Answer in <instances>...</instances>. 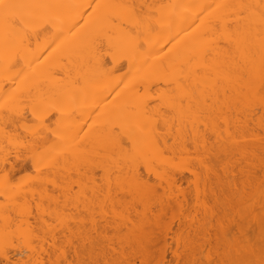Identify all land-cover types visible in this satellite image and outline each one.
Listing matches in <instances>:
<instances>
[{
    "label": "bare ground",
    "instance_id": "bare-ground-1",
    "mask_svg": "<svg viewBox=\"0 0 264 264\" xmlns=\"http://www.w3.org/2000/svg\"><path fill=\"white\" fill-rule=\"evenodd\" d=\"M239 116L244 118L243 126H241V122L237 121L238 118H241ZM238 123L241 127L238 126ZM208 129L209 135L211 133L215 140L212 146L210 145L212 142H208L206 140L208 138H205ZM239 142L244 143L245 151L243 153L247 152L248 154L246 155L248 158L245 159H248L251 166L253 165L255 168L258 162L257 166L260 170L262 169V173H259L262 175L259 178L249 174L252 177L245 181L251 185L249 186L250 192L248 190L249 198L248 200L245 198L251 211L249 214H253V217L250 215L252 218L250 222L252 220L256 222L249 224L250 227L247 225V228L251 229L253 233L256 232V235L254 233L255 240H253V236L252 241H249V237L251 238L250 235H252L251 230H249L250 232L248 229L245 230L247 233L245 232L244 238L247 237L248 242L243 239L248 246L244 247L242 242L241 252L239 242L242 238L238 237L239 246L237 243H232L239 247L238 250L234 249V252L238 251L237 255L232 253L231 248V250H227L223 244L226 251H231V254L228 252L230 257L227 256L229 254H225L227 259H232V261L225 262H229L228 264H264V0H0V261L4 259L7 263L15 262L8 252L10 246L16 251L18 247L19 249L23 248L27 253L29 250L31 258L32 255L34 257L37 255L35 260L32 259L35 261L34 264L47 263L48 258L44 260L43 256L55 255V252L60 249L58 242H55L57 240L48 238L51 241H47L46 239L47 233H51L49 223L54 221V217H58L59 214L62 215L61 219L64 217L67 222L68 220L74 221L73 219L78 222V218L80 215L82 216L81 209H84V212L87 209L88 214L92 212L90 214L92 216L94 212L97 214L98 211L100 216L107 218H112L109 216L108 210L110 215L113 214V210L116 215H113L114 218L111 222L116 216L118 221H115L119 224L114 228L117 230V228H121L119 219L123 218L119 217L124 215L126 209L125 212L122 211V215L119 207L117 211L120 213L117 214L116 208L114 210L113 200L117 203H115V207L122 202L133 205L134 201L138 204L137 207H139V203L142 207L149 206L148 202L156 201V196L161 193L166 195L169 193L164 190L170 189L169 191L172 192V186H178L176 185L178 184L177 178L180 179L182 174L184 175L182 170L185 168V166L180 167V164L186 158L188 159L191 149L192 151L197 149L199 152L201 149L202 152L204 148L208 149L211 157H214L212 159H216L220 162H218L219 164H222L223 161H226V158L223 157H231L232 152L234 154L236 151V154L240 148L243 150L242 144ZM197 151L195 152L197 153ZM196 153L194 154L198 156ZM240 153L242 155V152ZM233 154L232 159L236 156ZM192 156L194 155L192 154ZM197 156L194 157L196 158L194 160L199 164L201 161L197 160ZM199 156L201 157V155ZM211 157L209 156L207 161H205L207 156L204 158L205 165L211 162ZM189 159L192 161L193 158ZM198 159L201 160V158ZM186 162L181 165H189L190 162ZM230 162L233 163L232 160ZM219 164L216 165L217 169L224 165L219 166ZM195 165L192 166L195 167ZM25 166L26 168L30 166L34 175H28L30 172L28 169L29 172H23L25 173L23 178L17 176L15 182L13 177L16 175L14 174L20 169L26 171ZM204 167L203 164L202 169L207 168ZM223 167L221 170L225 169ZM199 168L197 167L196 170ZM175 170H179V173H176ZM255 171L257 172L259 169ZM219 172L221 171L219 170ZM190 173L198 176L192 170ZM257 173L254 174L257 175ZM219 174L213 175L216 177V183L217 181L219 183L217 185L220 187V191L228 190L232 183L229 184L227 173L226 175ZM193 175L192 177L195 178ZM152 176L155 181H151ZM181 178L180 182L183 183L186 177ZM205 178H203L204 182L208 180ZM186 179L187 183L191 180V178ZM203 180L201 179L202 182ZM150 181L157 185H153ZM73 183L85 187L76 189L78 196L75 194ZM198 184L197 180V186ZM164 185H166V189L162 187ZM158 186L159 193L164 191L159 195ZM181 188L177 187L178 190ZM55 191L56 195H54ZM65 191L66 193H63ZM179 192L181 191L179 190ZM229 193L232 194V192ZM121 194L130 196V198H125ZM67 195L74 199L68 198ZM115 195H120V199ZM167 196L162 195L163 199L165 198V202L162 200V203L165 205L169 204L167 202L172 201L173 197L171 195L170 199H166ZM239 196L236 197L240 198ZM65 197L67 198L65 199ZM154 197L155 199H153ZM178 198L180 199V197ZM60 200L63 201L62 204ZM68 200L71 205L72 202L75 204L80 202L81 208L78 207L80 211L77 210L78 217L76 210L72 212V209L67 208ZM107 200L113 207L111 209L107 206L106 213ZM131 200H134L133 204H131ZM160 200L159 198L157 201ZM219 200L217 199L218 203L216 201L215 204H219L223 198ZM179 201L175 204L182 202ZM241 201L244 202V200ZM221 202L222 205L225 203V201ZM151 204L153 203L151 202ZM158 204L156 203V205ZM212 204L210 202V205ZM240 204L241 202L237 205L240 206ZM169 205H167V209L165 208L166 212L172 203L170 202ZM120 206H123V203ZM63 207L70 211L63 210ZM207 207L205 210L209 212ZM165 209L162 210L163 213ZM137 210L141 209L137 208ZM50 211L57 215L51 214ZM64 212L72 214L66 215ZM153 212L157 213L158 211ZM166 212L165 214L168 213ZM47 213L52 215L49 223L46 218ZM85 213V218L84 216L82 218L89 222ZM229 213L233 212H227L228 215ZM35 215L36 217H34ZM140 215H143L141 223L139 222L144 224L141 225L143 227H146L149 220L153 221V216H155L147 215L149 219L146 216L145 221L148 222L145 223L142 219L146 214ZM223 215L224 218H222ZM223 215L221 218L224 220L227 218H225L226 213ZM95 216V220H93L98 222ZM100 216L99 218H101ZM31 218L38 219L41 224L34 226V228L37 227L36 231L31 227ZM107 218L104 219L108 225L109 218ZM124 218L122 221L126 220L127 224L121 222L123 226L130 223L127 216ZM207 219L204 221L206 222ZM227 219L226 221L229 222ZM159 221L161 222V219H158L157 224L160 223ZM244 221L246 222L245 219ZM55 222L52 224L54 227L58 225ZM245 222L244 224L238 222L237 225L242 224L241 229L244 230ZM35 223L37 222L33 224ZM109 224L111 225V223ZM135 224L129 225L135 226L133 232H140L143 227ZM152 225H150V229ZM254 225H256V230ZM136 226L140 231L136 229ZM57 227L61 230L63 224L60 223ZM57 227L54 228V231ZM128 227L126 231H131L132 227H129L130 230ZM76 228L80 230L79 225ZM76 228V232L71 228L70 231L65 230L66 228L63 231L71 232L70 235L79 233L74 238L77 237L80 242L81 231L77 232ZM112 228L110 227L108 231H111ZM99 229L97 235L93 234L95 237L99 236V239L94 238L96 243L98 240L101 242L95 244L92 243L94 240L90 241L93 246L95 244L97 247L100 243L99 249H101L106 244L105 240L108 243L110 241L107 235H100L104 226L102 230ZM167 229L168 226L165 230ZM215 229L214 234L218 233L220 228L216 229L217 232ZM108 231L105 230L104 233ZM112 231L111 233H113ZM236 232L238 235L240 234L238 230ZM39 233H41V237L38 235ZM64 233L68 241L70 238L67 239L69 236L66 232ZM234 233L231 235L232 239L233 235L236 236ZM220 235L219 241L223 240L221 241L223 243L226 239L229 242L228 238L223 237L222 232ZM220 235L217 236L220 237ZM100 236H102V240L106 237L103 240L104 245ZM141 236L134 237L141 238ZM114 238L119 239L120 236ZM164 239L166 248L168 240ZM43 241L47 243L46 246ZM111 241L114 242V240ZM131 241L136 243L137 239ZM144 241H146L145 238ZM233 241L237 242L236 239ZM146 242L148 244L149 240ZM151 242L153 243V241H150V245ZM228 242L224 243L228 246ZM55 243H57L56 246ZM71 243L73 242L69 244L71 245ZM193 243L197 244L192 242L193 246ZM48 246L55 248L53 250ZM96 246L92 247L93 249L88 246L91 251L93 250L90 253L93 254V257L88 254L85 256L87 252L82 249L85 246L81 248L85 253L80 249L75 255L80 253L78 255L80 257L81 254H85V257L89 256L87 258L89 262L92 260V264L99 263L95 262V259L101 262L104 257L103 255L100 258L101 253L105 252L103 250L108 246L102 248V252ZM95 247L98 250L94 251ZM49 248L51 250H48ZM65 248L64 246L63 249ZM111 248L114 247L110 246L109 249L112 250ZM19 249L18 251H23V249ZM55 249L57 250L55 251ZM113 250L110 254L117 251ZM74 251L76 252V250ZM67 252H64L65 255H68ZM98 252H101L100 255H97ZM58 253L62 254L59 261L63 262L64 259L61 261L65 257L63 251L58 250ZM21 254L23 253L21 252ZM110 254V260L114 261L116 258V261L119 262L121 259L114 257L117 254L113 256L114 258ZM84 256L81 255V258H85ZM98 256L100 260H98ZM162 256V261H164V254ZM37 257L45 262L42 263V260L39 261ZM70 257L69 259H71ZM90 257L93 259H89ZM135 257L133 258L135 259ZM221 259L223 260V258ZM220 260L219 262H221ZM70 261L68 263L67 260L66 264H72ZM76 261L79 262L78 259ZM76 261H72L73 264H77ZM106 261L103 263L113 262L106 263ZM147 261L150 262L151 259H147ZM122 262L123 260L120 261V263ZM146 262L145 264H150ZM208 263L212 264V262Z\"/></svg>",
    "mask_w": 264,
    "mask_h": 264
},
{
    "label": "rangeland",
    "instance_id": "rangeland-1",
    "mask_svg": "<svg viewBox=\"0 0 264 264\" xmlns=\"http://www.w3.org/2000/svg\"><path fill=\"white\" fill-rule=\"evenodd\" d=\"M239 117H241L240 119L238 118L237 119V121L238 122H241V126H243L242 125V123H244V118L242 117V116H239ZM241 119H242V121H241ZM237 124V123H236ZM239 125L238 126H240V123H238ZM240 126V127H241ZM205 127V126H204ZM202 129V128H201ZM205 129H207V128H205ZM203 131V130H202ZM204 131H207V130H204ZM205 134V133H204ZM209 135V129H208V133L206 134V137L205 138H208V139H206V140H208V142H212L210 145L212 146V144L215 142V140H214V138H212L213 137V135L210 133V135H209V137H210V139H209V137H207ZM205 136V135H204ZM241 136V135H240ZM242 139H243V136L241 137ZM242 139H241V141H242ZM210 140V141H209ZM244 140H245V138H244ZM243 140V141H244ZM214 141V142H213ZM240 141V142H241ZM196 142V141H195ZM194 142V143H195ZM239 142V144H242V143H240ZM243 145H244V143L242 144V148H243ZM245 147V146H244ZM240 148V147H239ZM208 151V149H205L204 148V151ZM210 151H211V149H209ZM241 150V151H240ZM195 151H197V149L195 150H193L192 151V149H191V151H190V154L188 155L189 157H188V159L186 158V160L185 161H187L186 163H188V162H190L191 160L189 159V158H193L192 159V161L189 163V165H186V164H184V165H181V164H183L185 161H183L181 164H180V167H184L185 166V168H183V170L180 168V170H182V173H184V175L182 174V176L181 177H183V179H184V177H186V178H188V179H190L191 178V180L190 181H188V183H187V181L185 182V180H187L186 178L184 179V181H183V183H181L180 181L182 180V178L180 177V175H178V174H175V175H178L179 177H180V179L179 178H177L178 179V184H176V185H178V186H176V187H174V186H172L173 188H175V189H173L172 188V192H170L169 190H167L165 187H166V185H164V186H162L163 188H165L166 190H164V191H166V193H168L167 195L166 194H162L161 192H164V191H161L160 193H159V186L157 187L158 189V195L159 196H156V201L155 200H152L151 202L153 203V204H151V202H148L149 203V206H146V207H142V205L139 203V207H137L138 206V204L134 201V200H131L132 201V203L131 204H133V201H134V204H135V206H134V204L133 205H127V203L125 202H122L123 203V206H120L122 203H121V201H120V205L118 206L117 205V207H115L116 205H115V203H116V201L114 202V200H113V203H114V210H115V208H116V210L115 211H117V210H119V207H120V211H121V214L123 215V212H125V209H126V212H128L127 214H129V215H127L126 214V212L124 213V215L123 216H120L119 218H121V217H123L122 219H125L124 218V216H127V220H130V223L128 222V225H125V226H123V224H127L125 221H122V219H119V222H120V227L121 228H117V226H116V228H117V230L114 228V226L115 225H117V224H119V223H116V221H118V219L116 218V216H115V219H113V223L111 222V220H112V218H114V214L116 215V213L115 212H113V210H112V215H110V211L107 209V206H108V208H111V207H113V206H111L109 203H108V200H107V203L105 204V206H106V210H105V212L107 213V210H108V213H109V216H112V218H109V220H107L108 221V225H107V222H106V220L104 219V218H107V217H103V216H100L99 214H98V211H97V214H96V212H94V214H93V216L92 215H90V214H88L87 212H86V210H85V212H84V209H81V214H82V216H84V213H85V215H86V217H87V219H89V220H87V221H89V222H86V221H84L83 220V218H82V216L80 215V217L78 218L79 219V221L78 222H76L77 220H75V219H73L74 221H70V220H68V222L64 219V217L61 219V217H62V215L60 216V214H59V216L58 217H54L55 219H54V221H56L55 223H58V225L61 223V224H63V227L61 228V230L55 225V227H54V225H52L53 224V222L54 221H51L50 222V219H51V216L52 215H50V214H48L47 213V220H48V223H49V225L48 226H50V228H51V233H47V235H46V239H47V241H51L50 239L52 238V240H57V241H55V242H58V247L60 248V249H58V250H60V251H63V253L65 252V251H68L67 253H68V255H65V253H64V255H65V257H61L62 258V260L61 261H63V259H64V261L63 262H60L59 260H60V256L62 255V254H59L58 253V250L57 249H55V255H52V256H49V257H46V255L45 256H43V258H44V260L46 259L47 260V258H48V260L50 261H47V263L44 261V260H42V259H40V258H38L37 257V259L40 261V260H42V263L43 262H45L44 264H59V263H61V264H64V262H65V264L67 263V260H68V263H69V261H70V263H72L73 264V262L74 261H76L77 259L79 260V262L78 261H76V263L77 264H86L87 262V264H92V260H90V262L87 260V258L89 257H85V256H87V254L88 255H91L90 253H92L93 252V250L91 251V249L90 248H88V246L89 247H93L94 248V246H96L95 244H98V242H101V241H99L98 240V242L96 243V241H95V239L96 238H98V237H95L94 236V234L95 235H97L98 234V232L100 231V229L99 228H101V230H102V228H103V226H104V229L106 230V231H108V230H110L109 228L111 227L112 228V226H113V228H114V230H113V228H112V232L114 233H111V231H108V232H106V233H104V229L100 232L101 234L100 235H107V238L109 237V243L105 240V238L106 237H104L103 238V240H105V242H106V244H105V242L101 239V237L102 236H100V239L103 241L102 242V244L104 243L105 244V246H103L102 248L104 249V247H106V245L108 246L109 244H111V245H109L108 246V248H106V249H108L109 250V253H108V250H103V251H105V252H103V253H101L102 251H101V249H99V246L101 245L100 243H99V246L97 247L101 252V255L102 256H100V258L101 257H103V255H104V259L102 258V263L100 262V261H96V259H95V262H99L100 264H105V263H103L104 261H106V260H108L109 262H111V261H113V260H110L109 259V254H110V252L113 250V249H116L115 251L117 252H114L113 254L111 253L110 255H112L111 257L112 258H114V257H117V259L118 258H121V259H119V262L118 261H116V258H114L115 260L113 261V262H111V263H108V261H106V263H108V264H113V263H116V262H118L117 264H128V262H130L129 264H142V263H144L145 264V262L147 261V259L149 260V259H151V261L149 262V261H147L146 263H150V264H210V263H208V262H212V264H217V263H220V264H228L229 262H225V261H232V259L230 260L229 258L227 259V256L228 257H230V252L231 251H226L225 250V248L223 247V244L227 247V250H231L232 249V253L235 255V253H236V255H237V252L238 251H235L234 252V249L235 250H238L237 248H239V247H237V245L239 244L240 246H241V248H239L240 249V252H241V249H242V242H243V246L244 247H246L245 245H247L248 246V244H247V237L246 238H244L246 235H245V232L247 231V229H248V232H250L249 230H251V229H249V228H247L248 226L247 225H249V224H254V223H256V222H254L253 220L250 222V219H252V218H250V215H252V217H253V214L251 213V214H249L251 211L249 210V208H248V204H246V202H247V200H248V195L250 194L249 192H250V190L251 189H249V186H251V185H249V183H247V182H245V181H247V180H249V179H247V178H250V177H252L251 175H249V174H252L253 175V177L254 176H256V177H260L261 175L259 174V173H262V169L260 170V168L257 166L258 165V162H257V165H256V168L252 165L251 166V162L248 160V159H245V158H248L246 155H248L247 154V152H244V153H246V154H244L243 153V151H245V149L243 148V150L240 148L239 150H237V153L235 154V152L236 151H234V154H233V152H232V154H233V156L234 155H236L235 157H233V159L231 158L232 157V154H231V157L230 156H226V157H223V158H226V161H223L224 163H222V164H224V165H222V164H219L220 162L219 161H217L216 159L215 160H213L212 158H214V157H211V155L209 154L210 152L208 151V152H206V153H203L202 152V149L200 150L201 152H199V150L197 151V153L195 152ZM212 151H214V150H212ZM239 151V152H238ZM192 152V153H191ZM196 153V154H198V156L197 155H195L194 153ZM240 152H242V155H241V153ZM213 154H214V152H212ZM192 154L194 155V156H192ZM202 154L205 156H203L204 158H206V156H207V159H205V161H207L208 160V157L210 156L211 157V162L210 163H208L207 165H205V161H204V158L202 157ZM207 154H209V155H207ZM199 155H201V157L199 156ZM238 155V156H237ZM241 155V156H240ZM197 156V160H199V162L201 163V165L199 166V164H198V162L196 161V160H194V159H196V158H194V157H196ZM214 156V155H213ZM185 157V156H184ZM186 157H187V155H186ZM221 157V156H220ZM227 157H230V158H228L227 159ZM237 157H239V158H237ZM198 158H201V160L200 159H198ZM222 158V159H223ZM243 159H245V160H243ZM183 160H184V158H183ZM189 160V161H188ZM209 160V161H210ZM232 160V162L233 163H231L230 161ZM234 160V161H233ZM196 161V162H195ZM204 161V162H203ZM208 161V162H209ZM221 161V160H220ZM193 162V163H192ZM203 162V163H202ZM219 162V163H218ZM225 162H226V164H225ZM229 164H228V163ZM235 162H236V164H235ZM244 163V164H243ZM28 164V163H27ZM196 164V165H195ZM198 164V165H197ZM204 164V166L205 167H209V166H212V167H209L207 170L206 169H202V165ZM219 164V166L220 165H222V167L223 168H225V166H227L228 167V169H227V167L225 168V169H222L221 170V168L222 167H220L219 169H217L218 167L216 166V165H218ZM249 164V165H248ZM254 164H256V162H254ZM191 165V166H190ZM192 165H195V167L194 166H192ZM229 165H231V166H229ZM26 166H28V165H26ZM26 166H25V168L24 169H27L26 171H24L23 169H20V170H18V171H16V174H14V175H16L15 177H13L14 178V181L16 182L17 180H15L16 178H17V176H18V178L21 176H23L25 173H23V172H29V170L28 169H30V172H29V174L28 175H34V171L32 172V168L29 166V167H27L26 168ZM187 166V167H186ZM192 167V168H191ZM193 167H194V169H193ZM197 167H200L198 170H196V168ZM204 167V168H205ZM236 167V168H235ZM252 168V169H248V168ZM254 167V168H253ZM257 167H258V169H259V171H255V170H258L257 169ZM260 167L262 168V166L260 165ZM186 168H188V169H186ZM191 168V169H190ZM234 168V169H233ZM238 168V169H237ZM178 169V168H177ZM188 171H186V170ZM201 169V170H200ZM229 169H230V171H229ZM237 169V170H236ZM191 170L192 171H194V172H196L197 173V177L195 176V175H193L192 173H190L191 172ZM200 170V171H199ZM219 170L221 171V172H219ZM242 170V171H241ZM251 170V171H250ZM20 171V172H19ZM179 170H175V172L177 173ZM198 171V172H197ZM222 171H223V173H222ZM254 172V173H257V175L256 174H254V173H250V172ZM261 171V172H260ZM27 172V173H28ZM205 172H207V173H205ZM214 172V173H213ZM225 172V173H224ZM245 172V174H243ZM179 173V172H178ZM190 173V174H189ZM205 173V174H204ZM220 173V174H219ZM226 173H227V178H228V182H229V184H231L230 185V188L228 189V190H223L222 192L220 191L221 189H220V187H218V185L217 184H219L218 183V181H217V183H216V177H214L216 174H219V175H226ZM230 174V176H229V174ZM247 173V174H246ZM180 174H181V171H180ZM195 177V178H193L192 177V175ZM210 174H215V175H213V177H212V175H210ZM233 174V175H232ZM259 174V175H258ZM191 175V176H190ZM203 175V176H202ZM244 175V177L242 178V176ZM208 176V177H207ZM249 176V177H248ZM28 177V176H27ZM177 177V176H176ZM208 179H206V178ZM225 177V176H224ZM229 177H230V179H229ZM23 178V177H22ZM24 178H25V176H24ZM152 178V180L151 181H155V179H153L154 177L152 176L151 177ZM193 178V179H192ZM203 178H205V180H207V181H205L204 182V180H203ZM213 178V179H212ZM215 178V179H214ZM26 179V178H25ZM199 179H200V181H199ZM201 179L203 180V182L201 181ZM245 179V180H244ZM247 179V180H246ZM197 180H198V182H199V184H198V186H197ZM215 181L214 183L213 182H211V181ZM19 181V180H18ZM150 181V182H151ZM191 182V183H190ZM195 182H196V184H195ZM201 182H202V185H200L201 184ZM208 182H209V184H208ZM235 182V183H234ZM249 182V181H248ZM153 185H157V183L156 184H154L153 182H151ZM195 184V185H194ZM213 184V185H212ZM181 185V186H180ZM73 187H74V190L76 191L75 192V194L76 193H78V190H76V189H84L85 187H83L82 185H76V184H74L73 183V185H72ZM71 186V187H72ZM198 187V189H197V187ZM211 186V187H210ZM220 186V185H219ZM65 187V186H64ZM63 187V188H64ZM72 187V188H73ZM161 187V186H160ZM177 187L178 188H183V190H182V188L181 189H179L181 192H179V190L177 189ZM206 187V188H205ZM217 187V188H216ZM233 187V188H232ZM193 188L195 189L194 191H193ZM204 189V190H203ZM213 189V190H212ZM219 189V190H218ZM230 189H231V191H230ZM247 189V190H246ZM63 190V189H62ZM69 190V189H68ZM72 190V189H71ZM162 190V189H161ZM175 192H174V191ZM217 190V191H216ZM248 190H249V192H248ZM58 191H59V189H58ZM81 191V190H80ZM83 191V190H82ZM185 191V192H184ZM219 191V192H218ZM234 191V192H233ZM71 192H73V191H71ZM205 192V193H204ZM207 192V193H206ZM220 192H221V194H220ZM229 192H232V194L231 193H229ZM245 192H246V194H245ZM56 193V191L54 192V195H56L55 194ZM59 193H60V191H59ZM58 192H57V194H59ZM62 193V192H61ZM63 193H66V191L65 192H63ZM70 193V192H69ZM69 193H67V194H69ZM171 193H173V194H171ZM182 193H184L183 195H182ZM229 193V194H228ZM249 193V194H248ZM74 194V193H73ZM73 194H72V196H73ZM82 194V193H81ZM180 194H181V196H180ZM217 194V195H216ZM219 194V195H218ZM239 194H240V196H239ZM63 195V194H62ZM70 195H71V193H70ZM162 195L164 196H167V198L166 199H170V197H172V201H168L167 203H169L170 204V202L172 203V205H171V207H170V209L172 208V206H173V208L170 210V212H166V209L168 208V206L167 205H169V204H167V205H165L164 203H162V200H163V202H165V198L163 199V197H162ZM172 195V196H171ZM210 195H211V197H210ZM221 195V196H220ZM225 197H224V196ZM229 195V196H228ZM231 195H234V196H231ZM68 196V198H70V199H74V198H72L71 196L69 197V195H67ZM76 196H78V194H76ZM115 196H118V195H115ZM114 196V198L115 199H117V198H119V196L116 198ZM121 196H123V194H121ZM176 196V197H175ZM220 197V200L223 198V200H221V201H225V203L222 205V204H220V200H219V197ZM223 196V197H222ZM231 196V197H230ZM236 196H239L240 198H237ZM243 196H244V198H243ZM55 198H56V196H54ZM59 197H60V195H59ZM123 197H129L130 198V196H123ZM178 197H180V199L178 198ZM229 199H228V198ZM236 197V198H235ZM61 198V197H60ZM67 197H65V199H66ZM122 198V197H121ZM124 198V199H125ZM161 199L160 201H161V203H160V201H157L158 199ZM174 198V199H173ZM212 198V199H211ZM247 200H246V199ZM63 199V198H62ZM112 199V198H111ZM109 200V202L110 201H112V200ZM120 199V198H119ZM118 199V200H119ZM123 199V200H124ZM153 199H155V197L153 198ZM180 201H184L183 202V205H181L182 204V202L181 203H179V204H175V202H177L178 203V201L179 200ZM185 199H186V201H185ZM201 201H200V200ZM204 199V200H203ZM208 199H210V200H208ZM217 199L220 201L219 202V204H217L218 203V201H217ZM230 199H232V200H230ZM234 199V200H233ZM239 199H240V201H239ZM64 200V199H63ZM122 200V201H123ZM128 200V199H127ZM175 200V201H174ZM192 200V201H191ZM208 200V201H207ZM241 200H244V202L243 201H241ZM61 201V202H60ZM59 202L62 204V200H60ZM67 201V200H66ZM129 201V200H128ZM179 201V202H180ZM203 201H205V202H203ZM206 201H207V203H206ZM217 201V203L215 204V202ZM57 202V201H56ZM55 202V203H56ZM64 202H65V200H64ZM198 202V203H197ZM210 202H211V204L212 205H210ZM229 202V203H228ZM241 202V204H240V206L239 205H237L238 203H240ZM58 203V202H57ZM71 202H69V200H68V207L67 208H70V209H72L73 211L72 212H74L75 210V212H76V214H74V215H76L77 217H78V212L80 211L79 210V208L78 207H80L79 205H81L80 204V202H79V204H75V202H72V205L70 204ZM82 203V202H81ZM111 203V202H110ZM155 203V204H154ZM156 203L158 204V205H160V206H158V205H156ZM201 203V204H200ZM221 203H223V202H221ZM237 203V204H236ZM248 203H249V201H248ZM59 204V203H58ZM60 204V205H61ZM82 204H85V203H82ZM117 204V203H116ZM124 204H126V205H124ZM205 204V205H204ZM70 205L72 206V208L70 207ZM141 205V206H140ZM150 205H154L153 207L152 206H150ZM163 206V208H162V206ZM178 205V206H177ZM202 205V206H201ZM207 205H208V207H207ZM214 205H216V206H214ZM218 205H220V206H218ZM246 205V206H245ZM50 207H51V205H49ZM52 206H53V204H52ZM63 206V205H62ZM61 206V207H62ZM132 206V207H131ZM158 206V207H157ZM164 206H167V207H164ZM170 206V205H169ZM180 206H182V208H180ZM207 207L206 209L208 210L209 209V212H207L206 210H205V207ZM210 206V207H209ZM215 207V210H214V207ZM231 206H233V207H231ZM234 206H236V207H234ZM237 206H239V207H237ZM56 207H58V205H56ZM60 207V208H61ZM85 207V206H84ZM122 207V208H121ZM126 207V208H125ZM148 207V208H147ZM150 207V208H149ZM159 207H161V208H159ZM213 209H212V208ZM220 207V208H219ZM229 209H228V208ZM49 208V207H48ZM52 208V207H51ZM54 208V207H53ZM59 208V209H60ZM67 208H64L63 207V210L64 209H66V210H69L70 211V209H67ZM81 208V207H80ZM83 208V207H82ZM123 208H124V210H123ZM131 208V209H130ZM137 208L138 209H141V210H137ZM144 208V209H143ZM156 208V209H155ZM159 208V209H158ZM166 208V209H165ZM203 208V209H202ZM223 208V209H222ZM227 208V211L225 210ZM239 208H241V209H239ZM244 208V209H243ZM246 208V209H245ZM55 209V208H54ZM57 209V208H56ZM97 209V208H96ZM95 209V210H96ZM99 209V208H98ZM112 209V208H111ZM122 209V210H121ZM146 209H147V211H146ZM155 209V210H154ZM163 209H165V211H164V213L162 212V210ZM179 209H180V212H179ZM219 209V210H218ZM247 209H248V211H247ZM51 210V209H50ZM65 210V211H66ZM77 210H78V212H77ZM212 210H213V212L216 214V216H215V214L212 212ZM230 210H233V211H230ZM242 210H244V211H242ZM34 211H35V209H34ZM104 211V210H103ZM120 211H117V214L118 213H120ZM123 211V212H122ZM135 211V212H134ZM137 211V212H136ZM148 211H150V212H148ZM153 211H158L157 213L156 212H153ZM173 211V212H172ZM204 211H206V212H204ZM47 212H48V209H47ZM51 212V211H50ZM67 212V211H66ZM99 212H101V211H99ZM145 212V213H144ZM149 213V214H147V213ZM152 212V213H151ZM159 212H160V214H159ZM165 212L167 213V214H165ZM206 213V214H204V213ZM217 212V213H216ZM227 212H233V213H229V215L227 214ZM235 212V213H234ZM239 212H241V213H239ZM243 212V213H242ZM246 214H245V213ZM60 213H63V212H60ZM65 213V212H64ZM70 213V212H69ZM68 213V214H69ZM101 213H103V212H101ZM151 213V214H150ZM226 213V215H225V218L227 219V220H229V222L228 221H226V219H222V218H224V215L223 214H225ZM236 213H238V214H236ZM34 214H36V213H34ZM51 214H53V215H57V213H53V212H51ZM66 214V213H65ZM68 214H66V215H68ZM70 214H72V213H70ZM95 214H96V216H95ZM140 214H146L145 216H144V219H142L145 223H146V221H145V217L147 216V215H151V217L153 216V215H155V216H153V218H154V220L152 221V220H149V223L148 224H150V225H152V227H151V229L149 228L150 227V225L148 226V224H146V227H143V226H141V225H144L143 223L142 224H140L141 223V218H143V217H141V216H143V215H140ZM174 214V215H173ZM208 214H210V215H208ZM211 214H212V216H211ZM223 216H222V215ZM241 216H240V215ZM249 214V215H248ZM36 215H38V214H36ZM36 215L34 216V217H36ZM66 215H64V216H66ZM134 217H133V216ZM138 215V216H137ZM159 215V216H158ZM162 217H161V216ZM173 215V216H172ZM231 215H234V216H231ZM237 215H239L238 217H237ZM243 215V216H242ZM73 216V215H72ZM72 216H70L71 218H72ZM89 216V217H88ZM94 216L96 217V220L98 221V222H95L94 220ZM99 216L101 217V218H99ZM106 216V215H105ZM107 216H108V214H107ZM118 216V215H117ZM209 216H211V217H213V218H211V217H209ZM215 216V217H214ZM221 216H222V218H221ZM231 216V217H230ZM246 216V217H245ZM248 216H249V218H248ZM42 217H44V216H42ZM69 217V218H70ZM140 217V218H139ZM151 217H150V219H151ZM155 217H159L158 219L160 220L161 219V222L159 223V224H157L158 223V219L157 218H155ZM209 217V218H208ZM220 219H219V218ZM230 217V218H229ZM243 217H245L244 219L246 220V222L248 223H246L245 221H244V219L243 220H241ZM45 218V219H46ZM68 218V217H67ZM73 218H76V217H73ZM84 218H85V216H84ZM107 218V219H108ZM131 218H133V219H131ZM139 218V219H138ZM147 218L149 219V216H147ZM209 220H208V219ZM36 219V218H35ZM32 219L31 218V220H30V222H31V227L33 228V230L34 231H36V229H37V227H35L34 228V226H37V224H39V226L41 225L40 224V222H39V220L38 219ZM53 219V218H52ZM77 219V218H76ZM94 219V220H93ZM207 219V221L205 222L204 220H206ZM218 219H219V221L221 220V222H222V225H223V229H222V225H221V222H219L218 221ZM231 219V220H230ZM239 219H240V221H239ZM248 219V220H247ZM38 220V221H37ZM47 220H45L46 222H47ZM100 220V221H99ZM116 220V221H115ZM134 220V221H133ZM214 220V221H213ZM223 220V221H222ZM41 221V220H40ZM70 221V222H69ZM104 223L103 225H102V222ZM142 221V222H143ZM34 222H37V223H35V224H33ZM42 222H43V220H42ZM99 222H101V223H99ZM121 222H125V223H123L122 225H121ZM140 222V223H139ZM148 222V221H147ZM153 222V223H152ZM209 222H210V224H209ZM240 223V222H243V224H244V222H245V225L246 226H243V229L244 230H242L241 229V226H242V224H238L237 225V223ZM254 222V223H253ZM109 223H111V225L109 224ZM114 223H116V224H114ZM139 224L140 225V227L142 228V229H144V231H142V229H141V231H140V229L138 228V226H136V229H138V231H140V232H133V231H135V230H133V228H135V226L134 225H129V224ZM203 223V224H202ZM220 223V224H219ZM227 223V224H226ZM43 224V223H42ZM47 224V223H46ZM100 226H99V225ZM135 224V225H136ZM162 224V225H161ZM209 224V225H208ZM232 224H234V225H232ZM236 224V225H235ZM79 225V227H80V230L78 229V228H76L77 226ZM95 227V229H94V227ZM106 225V226H105ZM200 225H202V226H200ZM206 225V226H205ZM213 225V226H212ZM74 226H75V228L77 229V232L78 231H81L80 232V235H82V236H79V239L82 237V239H80V242H79V240H78V238L76 237V238H74V236L75 235H79V233H77V234H72L73 235V237L71 238V236L72 235H70V233L71 232H69V233H67L68 231H65V230H69L70 231V228L72 229V228H74ZM109 228H108V227ZM119 226V225H118ZM127 226H129L130 228L132 227V230L131 231H126V229H127ZM154 226H155V228H154ZM161 227V229H159L160 227ZM167 226H168V229L167 230H165L166 228H167ZM209 226V227H208ZM225 226H227L226 228H225ZM237 228V227H239L238 229H236L235 227ZM252 226V225H251ZM45 227V226H44ZM47 227V226H46ZM57 227V229L54 231V228H56ZM124 227H126V228H124ZM128 227V229L130 230V228ZM166 227V228H165ZM199 229H198V228ZM202 227V228H201ZM206 227H208V228H206ZM212 227V228H211ZM217 227V228H216ZM220 229H219V228ZM232 227V228H231ZM245 227V228H244ZM249 227H250V225H249ZM254 227H255V230H256V225H254ZM39 228V227H38ZM43 228V227H42ZM49 228V227H48ZM66 228V229H65ZM67 228H69V229H67ZM75 228L74 229H72V230H74V232H76L75 231ZM107 228V229H106ZM147 228V229H146ZM165 228V229H164ZM219 229L218 230V233H215L214 234V229ZM230 228V229H229ZM40 229V228H39ZM47 229V228H46ZM63 229H65L64 231H63ZM146 229V230H145ZM150 229V230H149ZM215 229V230H216ZM224 229H226V230H224ZM234 230V232H233V230ZM71 230V231H72ZM93 230H95L94 232H93ZM99 230V231H98ZM198 231V234H197V231ZM201 230H202V233H200L201 232ZM203 230H205L204 231V233H203ZM210 230V231H209ZM224 230V231H223ZM238 230L239 232H240V234L238 235L237 234V232L236 231ZM246 230V231H245ZM49 231V230H48ZM47 231V232H48ZM52 231H54V232H52ZM59 233H58V232ZM63 231V233L64 232H66V234L69 236V237H67V239L68 238H70V239H68V241L66 240V237L64 236V234L63 233H61ZM137 231V230H136ZM200 231V232H199ZM228 231V232H227ZM230 231V232H229ZM242 231V232H241ZM50 232V231H49ZM92 232V233H91ZM129 232H130V234H129ZM149 232V233H148ZM216 232H217V230H216ZM221 232H222V235H223V237H225V238H228V240H229V242L225 239V241L224 242H226V244H227V242H228V246L223 242H221V241H223V240H221V241H219L220 239H221ZM228 233V235H227V233ZM234 233V234H236V236L235 235H233V239H232V233ZM238 232V233H239ZM42 233H44V232H42ZM54 235H53V234ZM72 233H73V231H72ZM94 233V234H93ZM97 233V234H96ZM108 233H111V234H108ZM116 233V234H115ZM132 233H133V235L134 236H141V238L139 237V238H137V237H132ZM134 233H137V234H134ZM231 233V234H230ZM247 233V232H246ZM252 233V235H250ZM251 233H248L250 236H251V238L249 237V241L253 238V236H254V238H253V240H255V235H256V232H254L255 233V235H254V233H253V231L251 230ZM37 234V233H36ZM41 233H39L38 235L41 237V235H40ZM62 234H63V237H62ZM112 234H113V236H112ZM148 234H149V236H148ZM155 234V235H154ZM258 234V233H257ZM51 237H50V236ZM53 235V236H52ZM66 235V236H67ZM214 235H216V236H214ZM220 235V237H218V236ZM238 235V236H237ZM57 236V237H56ZM60 236V237H59ZM92 236H94V237H92ZM110 236H112V237H110ZM115 236H120V238L118 239H116V238H114ZM235 236V237H234ZM130 237H132V239H130ZM223 237H222V239H223ZM238 237H239V239H241V242H239V239H238ZM241 237V238H240ZM42 238H43V236H42ZM48 238H50V239H48ZM60 238H61V240H60ZM62 238H63V241H62ZM65 238V239H64ZM93 238V239H92ZM95 238V239H94ZM126 238H129V239H127L126 240ZM134 238V239H133ZM144 238H145V240L146 241H148L149 240V242H148V244H147V242L146 241H144V242H146V243H144L143 242V240H144ZM147 238H148V240H147ZM164 238H167L166 240H168L167 241V243H168V246L165 248V244H164ZM220 238V239H219ZM247 241V242H244L245 240ZM44 239V238H43ZM46 239H44L45 241H46ZM99 239V238H98ZM137 239V241H136V243H135V241H131V240H136ZM153 239V240H152ZM230 239H232V240H230ZM236 239V241L237 242H234L233 240H235ZM59 240V241H58ZM81 240L83 241L82 243H81ZM90 240H94V241H92V243H95L94 244V246H93V244L91 243V241ZM111 240H114V242H112ZM66 241H67V243H66ZM150 241H153V243L150 245ZM252 241V240H251ZM44 242V241H43ZM70 242H73V243H71V245L69 244ZM138 242V243H137ZM139 242H142V243H139ZM192 242H196L197 244L195 245L194 243V246L192 245ZM239 242V243H238ZM49 243H51V242H49ZM53 243H54V241H53ZM52 243V244H53ZM77 243V244H76ZM81 243V246L83 245V246H85L84 248H82L79 244ZM90 243V244H89ZM234 243H237V245H233ZM246 243V244H245ZM15 244H17V243H15ZM44 244H45V246L47 245V243H45L44 242ZM51 244V245H52ZM60 244H62V245H60ZM72 247H68L69 245ZM103 244V245H104ZM114 244V245H113ZM141 244V245H140ZM192 246H191V245ZM20 245H22V244H20ZM20 245H18V246H20ZM54 245V244H53ZM57 245V243H55V246ZM68 245V246H67ZM77 245H78V247H77ZM88 245V246H87ZM92 245V246H91ZM146 245H149V246H146ZM238 245V246H239ZM13 246V245H12ZM17 246V247H18ZM44 246V248L46 249V247ZM64 246L67 248H65V249H63L64 248ZM80 246V247H79ZM87 246V247H86ZM114 247L112 250H110L109 249V247ZM145 246V247H144ZM230 246H233L234 248H232V247H230ZM236 246V247H235ZM10 247V246H9ZM9 247H8V252H9V254L12 256H10L11 257V259H13V261L15 260V262L17 261V259H18V261L16 262V264H22L21 263V261L22 262H24L23 264H34V260L36 259L35 257L37 256V255H35V257L32 255V258H31V255H29L30 253H29V250H28V253H27V251H24V249L23 248H20V249H23V251H21L20 249H19V247H18V249L23 253V254H21V252L20 251H18V249H17V251H16V249L15 248H11L10 247V249H9ZM22 247V246H21ZM48 247H50L51 249H53V248H55V247H51V246H48ZM95 247V250L94 251H96V248ZM228 247H229V249H228ZM243 247V248H244ZM48 249V250H51V249ZM79 248V249H78ZM85 250L87 253H85L83 250ZM87 248V249H86ZM92 248V249H93ZM122 248V249H121ZM193 248V249H192ZM224 248V249H223ZM231 248V249H230ZM69 249V250H68ZM70 249H72V250H70ZM78 249V250H77ZM81 249V250H80ZM97 249V250H98ZM119 249V250H118ZM121 249V250H120ZM26 250V249H25ZM54 250V249H53ZM74 250H76V252L74 251ZM79 250L80 251H82V252H84L85 254V256L83 255V254H81L82 256H84L85 258H81V255H80V257H78V255L80 254H77V255H75V253H78L79 252ZM89 250V251H88ZM47 251V250H46ZM73 253H72V252ZM78 251V252H77ZM114 251V250H113ZM112 251V252H113ZM140 251V252H139ZM15 252V253H14ZM17 252H20L19 254L17 253ZM25 252H26V254H25ZM50 253H52L51 251H49ZM81 252V253H82ZM226 252V253H225ZM230 254H229V253ZM17 253V254H16ZM57 253H58V255H57ZM66 253V254H67ZM95 253V252H94ZM99 253V252H98ZM97 253V255H100V253L98 254ZM106 253V254H105ZM141 253V254H140ZM21 254V255H20ZM70 254V255H69ZM96 254V253H95ZM94 254V255H95ZM115 254H117V256H114ZM140 254V255H139ZM164 254V261H162V258H163V255ZM225 254H229V255H225ZM232 254V256L234 257V255ZM239 254V253H238ZM241 254V253H240ZM24 255V256H23ZM28 255V256H27ZM77 257H75V256ZM93 255V254H92ZM91 255V256H92ZM107 255V256H106ZM119 255V256H118ZM146 255V256H145ZM21 256V257H20ZM28 257V259L30 258V260L28 261V259H27V257ZM58 256V257H57ZM71 256V257H70ZM75 258H74V257ZM96 256V255H95ZM114 256V257H113ZM121 256V257H120ZM134 256H136L135 257V259L133 258ZM139 256V257H138ZM14 257V258H13ZM19 257V258H18ZM67 257H68V259H67ZM69 257L71 258V259H69ZM93 257V256H92ZM97 257V256H96ZM223 258V260L221 259V258ZM236 257V256H235ZM22 258V259H21ZM80 258V259H79ZM146 258V259H145ZM225 258V259H224ZM32 259H34L33 261H32ZM76 259V260H75ZM84 259L86 260L85 262H84ZM89 259H93V258H89ZM133 259V260H132ZM137 259V260H136ZM145 259V260H144ZM221 259V260H220ZM52 260V261H51ZM66 260V261H65ZM80 260H81V263H80ZM83 260V261H82ZM98 260H100L99 259V256H98ZM123 260V262L122 263H120V261H122ZM126 260V261H125ZM136 260V261H135ZM140 260H141V262H140ZM218 260V261H217ZM219 260L221 261V262H219ZM28 261V262H27ZM30 261H31V263H30ZM73 261V262H72ZM132 261V262H131ZM134 261V262H133ZM225 263H224V262ZM11 262V263H10ZM9 263H7L4 259H1V261H0V264H14L12 261H10ZM49 262V263H48ZM126 262V263H125ZM207 262V263H206ZM99 263H95V264H99ZM36 264H40L39 262L38 263H36ZM94 264V263H93Z\"/></svg>",
    "mask_w": 264,
    "mask_h": 264
}]
</instances>
